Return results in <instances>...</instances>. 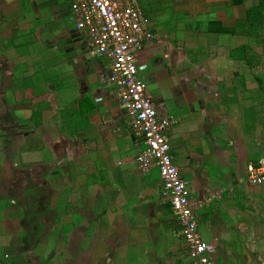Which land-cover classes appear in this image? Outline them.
<instances>
[{
  "label": "crops",
  "instance_id": "0c3cea01",
  "mask_svg": "<svg viewBox=\"0 0 264 264\" xmlns=\"http://www.w3.org/2000/svg\"><path fill=\"white\" fill-rule=\"evenodd\" d=\"M259 0H137L140 76L219 264H264ZM65 1L0 0V264H194L157 167Z\"/></svg>",
  "mask_w": 264,
  "mask_h": 264
},
{
  "label": "built area",
  "instance_id": "2783aa9c",
  "mask_svg": "<svg viewBox=\"0 0 264 264\" xmlns=\"http://www.w3.org/2000/svg\"><path fill=\"white\" fill-rule=\"evenodd\" d=\"M69 4L77 29L86 33L95 53L111 61L109 84L132 120L133 132L146 148L137 163L143 173L157 167L163 183V198L182 227L181 235L194 264H219L215 245L205 241L198 229L200 202L193 200L188 181L173 163L169 130L176 121L162 117L140 76V54L163 42L147 27L137 0H56ZM250 185L264 184V159L247 166Z\"/></svg>",
  "mask_w": 264,
  "mask_h": 264
},
{
  "label": "trees",
  "instance_id": "16d2710c",
  "mask_svg": "<svg viewBox=\"0 0 264 264\" xmlns=\"http://www.w3.org/2000/svg\"><path fill=\"white\" fill-rule=\"evenodd\" d=\"M242 0H232V3H239ZM250 27L260 28L264 23V0H259L258 4L249 9L248 19Z\"/></svg>",
  "mask_w": 264,
  "mask_h": 264
}]
</instances>
